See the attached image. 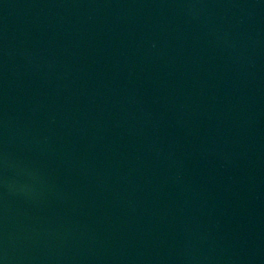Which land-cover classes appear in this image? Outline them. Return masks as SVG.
<instances>
[{"label":"water","instance_id":"1","mask_svg":"<svg viewBox=\"0 0 264 264\" xmlns=\"http://www.w3.org/2000/svg\"><path fill=\"white\" fill-rule=\"evenodd\" d=\"M0 264H264V0H0Z\"/></svg>","mask_w":264,"mask_h":264}]
</instances>
